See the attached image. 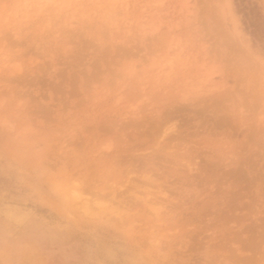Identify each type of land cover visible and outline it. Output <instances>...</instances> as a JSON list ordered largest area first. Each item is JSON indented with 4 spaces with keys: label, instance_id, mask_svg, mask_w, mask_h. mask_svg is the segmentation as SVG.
<instances>
[{
    "label": "rangeland",
    "instance_id": "374dc122",
    "mask_svg": "<svg viewBox=\"0 0 264 264\" xmlns=\"http://www.w3.org/2000/svg\"><path fill=\"white\" fill-rule=\"evenodd\" d=\"M219 1L0 0V264H264V0Z\"/></svg>",
    "mask_w": 264,
    "mask_h": 264
},
{
    "label": "trees",
    "instance_id": "16d2710c",
    "mask_svg": "<svg viewBox=\"0 0 264 264\" xmlns=\"http://www.w3.org/2000/svg\"><path fill=\"white\" fill-rule=\"evenodd\" d=\"M244 16H245V18H247L248 17V13H244ZM249 24H250V26H252V31H251V33H254V34H257V23H256V18L255 17H252L251 19H250V21H249Z\"/></svg>",
    "mask_w": 264,
    "mask_h": 264
},
{
    "label": "bare ground",
    "instance_id": "6f19581e",
    "mask_svg": "<svg viewBox=\"0 0 264 264\" xmlns=\"http://www.w3.org/2000/svg\"><path fill=\"white\" fill-rule=\"evenodd\" d=\"M223 1V0H222ZM218 2H220L219 0H218ZM223 4V3H222ZM217 7L219 6V5H216ZM220 11V10H219Z\"/></svg>",
    "mask_w": 264,
    "mask_h": 264
}]
</instances>
